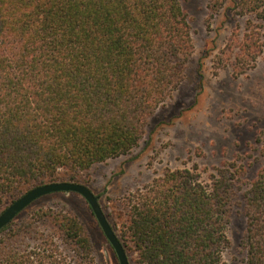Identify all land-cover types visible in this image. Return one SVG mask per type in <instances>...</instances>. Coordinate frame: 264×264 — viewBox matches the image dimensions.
<instances>
[{"label": "trees", "instance_id": "obj_1", "mask_svg": "<svg viewBox=\"0 0 264 264\" xmlns=\"http://www.w3.org/2000/svg\"><path fill=\"white\" fill-rule=\"evenodd\" d=\"M232 2L264 19V0ZM246 23L235 69L263 45L261 22ZM192 52L179 0H0V210L38 185L80 183L93 165L137 147ZM257 141L260 168L242 192L244 264H264ZM242 174L226 160L210 171L166 169L127 200L117 235L126 254L135 264H221ZM17 217L0 230V264H95L75 214L47 206Z\"/></svg>", "mask_w": 264, "mask_h": 264}, {"label": "rangeland", "instance_id": "obj_2", "mask_svg": "<svg viewBox=\"0 0 264 264\" xmlns=\"http://www.w3.org/2000/svg\"><path fill=\"white\" fill-rule=\"evenodd\" d=\"M179 1L193 42L183 80L149 119L137 147L93 165L79 180L98 196L104 215L118 235L126 218L128 198L166 169L197 166L210 171L225 160L234 161L241 165L242 184L229 206L225 228L229 244L222 252L221 264H244L242 192L260 168L257 140L264 137V19L257 20L251 12L238 13L232 0H225L217 11L211 9L213 0ZM247 20L261 22L263 45L252 64L235 69L238 40ZM47 206L78 217L92 243L95 264H118L88 203L77 193L41 196L17 216ZM127 257L129 264H135L133 255L128 253Z\"/></svg>", "mask_w": 264, "mask_h": 264}, {"label": "water", "instance_id": "obj_3", "mask_svg": "<svg viewBox=\"0 0 264 264\" xmlns=\"http://www.w3.org/2000/svg\"><path fill=\"white\" fill-rule=\"evenodd\" d=\"M58 192L77 193L85 199L92 213L94 214L104 236L112 247L118 264H129L127 254L121 241L117 237L114 229L109 224L106 216L101 209L98 201V196L95 195L88 186L82 183L72 181L49 182L27 190L20 197L12 201L0 213V230L39 197Z\"/></svg>", "mask_w": 264, "mask_h": 264}]
</instances>
